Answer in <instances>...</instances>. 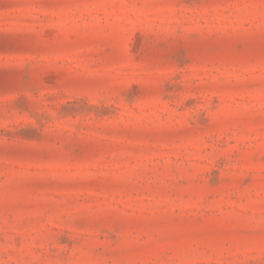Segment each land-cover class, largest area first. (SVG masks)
Instances as JSON below:
<instances>
[{
	"label": "rangeland",
	"instance_id": "obj_1",
	"mask_svg": "<svg viewBox=\"0 0 264 264\" xmlns=\"http://www.w3.org/2000/svg\"><path fill=\"white\" fill-rule=\"evenodd\" d=\"M0 264H264V0H0Z\"/></svg>",
	"mask_w": 264,
	"mask_h": 264
}]
</instances>
